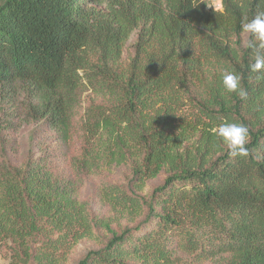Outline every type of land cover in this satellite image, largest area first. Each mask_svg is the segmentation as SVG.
<instances>
[{
    "label": "trees",
    "instance_id": "16d2710c",
    "mask_svg": "<svg viewBox=\"0 0 264 264\" xmlns=\"http://www.w3.org/2000/svg\"><path fill=\"white\" fill-rule=\"evenodd\" d=\"M222 5L0 0V93L22 90L27 117L46 123L61 144L88 97L76 176L129 165L130 186L141 191L165 174L148 198L131 187L100 189L99 200L135 224L116 233L98 222L110 238L77 264H264V68L251 71L247 43L259 41L242 28L264 0ZM227 72L241 77L245 96L226 89ZM221 123L248 128L246 156L230 153L217 135ZM77 190L43 156L0 165V243L26 254L37 234L57 235L43 244L50 251L62 237L90 238ZM50 253L41 257L50 261Z\"/></svg>",
    "mask_w": 264,
    "mask_h": 264
},
{
    "label": "rangeland",
    "instance_id": "374dc122",
    "mask_svg": "<svg viewBox=\"0 0 264 264\" xmlns=\"http://www.w3.org/2000/svg\"><path fill=\"white\" fill-rule=\"evenodd\" d=\"M208 2L210 5L211 0ZM246 39L247 34H242L241 41L245 42ZM134 41L135 36H132L124 48L122 56L124 62H127L133 54ZM87 98H84L81 108L72 120L71 140L67 144H61L46 123L30 120L27 117L26 96L22 90L15 87L9 94L0 93V165L21 167L30 158L45 157L51 162V166L58 175L68 176L77 181V197L86 205L94 234L90 238H81L77 241L62 237L57 249L51 251L44 248L43 244L49 238V240H55L57 235L37 234L29 242L30 247L26 254H16V245L10 240H4L0 243V264H77L89 251L102 248L110 238L108 231L104 226L98 225V222L108 224L116 233H120L126 226L130 227L135 224H130L127 222L128 218L120 216L99 200L98 193L104 185L115 184L124 188L131 187L136 197L148 198L152 191L162 184L164 173L148 180L141 191L137 186H135L137 189L133 188L130 186L132 171L129 165L113 167L110 171L79 173L76 176L72 162L78 157L80 151L79 119L83 108L88 104ZM27 118L29 122H25ZM140 218H136V222ZM45 252H51L50 261L41 257V254Z\"/></svg>",
    "mask_w": 264,
    "mask_h": 264
},
{
    "label": "clouds",
    "instance_id": "9594fccd",
    "mask_svg": "<svg viewBox=\"0 0 264 264\" xmlns=\"http://www.w3.org/2000/svg\"><path fill=\"white\" fill-rule=\"evenodd\" d=\"M209 7L214 11H223L222 0H211ZM242 28L245 32L253 34L255 41H259L258 45L254 41L247 43L254 57V63L250 65L251 71L258 72L264 68V55L261 54V50L264 49V10H259L253 19L242 23ZM240 80L241 77L238 74L227 72L223 76V85L229 92L239 90V95L243 97L246 93L240 87ZM217 135L228 145L232 155L246 156L248 154V149L245 147L248 140V128L244 125L221 123L218 126Z\"/></svg>",
    "mask_w": 264,
    "mask_h": 264
}]
</instances>
